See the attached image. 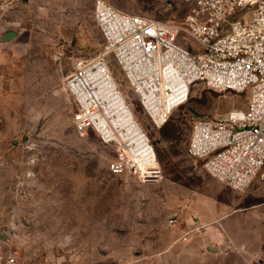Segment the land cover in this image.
<instances>
[{
	"label": "rangeland",
	"instance_id": "1",
	"mask_svg": "<svg viewBox=\"0 0 264 264\" xmlns=\"http://www.w3.org/2000/svg\"><path fill=\"white\" fill-rule=\"evenodd\" d=\"M97 1L0 0V255L17 264H264V182L235 192L187 154L193 124L245 111L248 92L198 83L157 128L110 56L126 104L155 147L156 184L114 174L116 148L78 132L65 83L77 59L106 49ZM103 1L170 23L191 11L173 0ZM10 31L17 36L3 42ZM178 42L201 49L189 37Z\"/></svg>",
	"mask_w": 264,
	"mask_h": 264
},
{
	"label": "built area",
	"instance_id": "2",
	"mask_svg": "<svg viewBox=\"0 0 264 264\" xmlns=\"http://www.w3.org/2000/svg\"><path fill=\"white\" fill-rule=\"evenodd\" d=\"M173 1L191 6L184 22L151 20L96 2L94 18L106 49L96 58L77 59L66 80L77 106L75 125L80 135L93 131L116 148L114 174L130 172L145 184H156L162 170L155 147L125 111L109 57L157 128L189 100L198 83L217 91L248 92L245 111L196 121L187 148L209 176L245 193L256 179L264 182V0ZM252 9L246 18L244 12ZM180 37L193 39L200 51L180 45ZM0 262L17 264L3 255Z\"/></svg>",
	"mask_w": 264,
	"mask_h": 264
},
{
	"label": "water",
	"instance_id": "3",
	"mask_svg": "<svg viewBox=\"0 0 264 264\" xmlns=\"http://www.w3.org/2000/svg\"><path fill=\"white\" fill-rule=\"evenodd\" d=\"M24 2H28V0H23ZM17 36V33L16 32H13V31H10V32H7L3 37H2V41L3 42H7L11 39H13L14 37Z\"/></svg>",
	"mask_w": 264,
	"mask_h": 264
},
{
	"label": "crops",
	"instance_id": "4",
	"mask_svg": "<svg viewBox=\"0 0 264 264\" xmlns=\"http://www.w3.org/2000/svg\"><path fill=\"white\" fill-rule=\"evenodd\" d=\"M6 34V33H5ZM5 34H3V35H5ZM211 210V209H210ZM213 212L214 211H212V212H208V213H206V214H204V213H201V214H203L202 216H204V215H207V214H213ZM208 249H209V251H212V252H217V251H219L216 247H214V246H208Z\"/></svg>",
	"mask_w": 264,
	"mask_h": 264
},
{
	"label": "bare ground",
	"instance_id": "5",
	"mask_svg": "<svg viewBox=\"0 0 264 264\" xmlns=\"http://www.w3.org/2000/svg\"><path fill=\"white\" fill-rule=\"evenodd\" d=\"M125 111L128 112L131 116L134 117L132 111L126 106Z\"/></svg>",
	"mask_w": 264,
	"mask_h": 264
}]
</instances>
